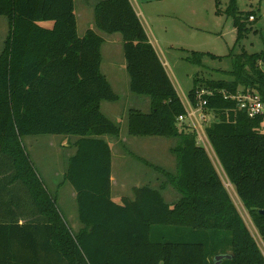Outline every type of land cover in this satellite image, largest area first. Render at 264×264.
Wrapping results in <instances>:
<instances>
[{
	"label": "trees",
	"instance_id": "trees-1",
	"mask_svg": "<svg viewBox=\"0 0 264 264\" xmlns=\"http://www.w3.org/2000/svg\"><path fill=\"white\" fill-rule=\"evenodd\" d=\"M94 11L101 31L123 37L131 91L151 99L149 112L129 110V134L177 138L171 149L177 170L146 162L166 177L161 186H134V198L116 202L113 153L103 136L120 138L121 127L101 103L120 96L101 68L103 36L93 28L79 34L75 0H0V15L9 21L0 54V264H216L219 254H232L220 264H264L196 129L179 122L187 109L131 0H97ZM226 13L239 43L249 16L235 3ZM204 53L188 59L202 64ZM231 74L229 80L197 76L188 97L197 105L198 90L215 91L202 97L204 109L217 116L206 133L264 241V116L250 117L224 93L244 86L264 100V51L234 55ZM48 134L79 136L65 172L84 225L77 233L23 143L25 136ZM168 184L181 195L175 203L165 199Z\"/></svg>",
	"mask_w": 264,
	"mask_h": 264
},
{
	"label": "rangeland",
	"instance_id": "rangeland-1",
	"mask_svg": "<svg viewBox=\"0 0 264 264\" xmlns=\"http://www.w3.org/2000/svg\"><path fill=\"white\" fill-rule=\"evenodd\" d=\"M133 1L155 46L164 60L168 62L167 70L183 99L194 87L197 76L204 80L233 79L231 71L234 69V55L242 52L253 54L264 51V0H220L219 7L223 10L220 14L217 13V0ZM233 3L238 11L249 16L250 29L239 43H236L238 34L233 25V18L226 13L227 8ZM251 15L254 16V19H250ZM8 31L7 18L0 16V52ZM196 51L205 52L202 64L194 63L188 59ZM102 71L106 75L109 74L111 78L114 75L113 71L107 72L106 56L102 63ZM120 72L128 74L125 70ZM241 89H244V86ZM122 97L114 103L105 102L102 111L120 125L121 136H126L128 134V117L124 115V112L128 109L130 102L126 96ZM107 104L117 107L113 115L106 112ZM196 112L199 118L200 111L196 109ZM208 115L205 125H210L217 119L216 114L211 110ZM63 136L65 135L52 134L27 137L29 140L27 151L49 191L57 197L63 218L75 232L81 226V221L78 202L72 191L73 187L68 185L69 187L65 186L58 192L59 187L57 186L61 181V171L64 167L62 160H56L59 154L57 148L62 142H65V139H61ZM148 138L158 141L149 145L138 143L127 148L115 140L113 144V191L116 197L133 196V187L139 184H151L157 188L161 186L166 177L146 162L175 172L177 158L174 153L170 152V147L176 142L178 143L177 138L159 136ZM204 141L206 146L202 142L203 145L213 154L211 145L205 139ZM57 165L59 172L56 170ZM122 171L124 178L120 176ZM225 182L234 194L229 180L227 179ZM122 183H124L123 190ZM164 195L169 202L178 199L171 188L164 189ZM240 210L247 227L262 246V236L248 210L243 207H240Z\"/></svg>",
	"mask_w": 264,
	"mask_h": 264
},
{
	"label": "crops",
	"instance_id": "crops-1",
	"mask_svg": "<svg viewBox=\"0 0 264 264\" xmlns=\"http://www.w3.org/2000/svg\"><path fill=\"white\" fill-rule=\"evenodd\" d=\"M96 1L97 0H90V3H87L86 0H82V1L81 0H75V12H76V16H77L78 32H79V34L81 36H83L85 34V32L87 31V29L93 28L99 34H101L103 36L104 43L102 44V48H101L102 55H103L102 63L104 61V56H106L107 72L110 73V72L113 71L114 75L111 78V77H109V74H107V75L105 73L104 74L109 79V81H110L111 85L113 86V89L115 90V92L120 96L119 99H122L123 98L122 96H126V98H128V100L130 102L128 109L124 112V115H126V117H128V112H129L130 109H136V110H140V111H143V112H149L150 109H151V99H150V97L146 96V95H138V94L133 93L131 91V89H130V80L131 79H130L129 74H126L125 72H123V73L120 72L122 70L123 71L124 70L127 71V61H126V58H125V55H124L123 37H122L121 33H113V34L105 33L103 31H101L95 24L94 4L96 3ZM131 2L133 4V6H134L139 18L141 19L140 14H139V12L137 10V7H136L134 1L131 0ZM0 16H3V15H0ZM7 20H8V18H7ZM141 21H142V19H141ZM142 23H143V21H142ZM40 24L42 26H44V27L52 28L53 25H54V21H42V22H40ZM143 25H144V23H143ZM8 26H9V21H8ZM144 27H145V29L147 31V28H146L145 25H144ZM8 33H9V31H8ZM8 33H7V35H8ZM148 35H149V33H148ZM149 38H150L151 42L153 43L158 55L160 56L164 66H165V68L167 70L168 62H166L164 60L162 54L160 53V51L155 46V44H154L153 40L151 39L150 35H149ZM3 47H4V43H3ZM3 47H2V49H3ZM0 54H1V52H0ZM122 55H124V56H122ZM101 68H102V66H101ZM167 72H168V70H167ZM127 73H128V71H127ZM168 74H169V72H168ZM169 76H170V74H169ZM170 78L172 79L171 76H170ZM172 81H173V79H172ZM173 83H174V81H173ZM174 85L176 87L175 83H174ZM187 95H186V97H187ZM181 99L186 104V98L185 99L181 98ZM105 102L114 103L116 101H102L101 109H102V107H103ZM107 105L108 106H106L107 107L106 108V112L108 114H110V115H113L114 112L117 110V107L113 106L112 104H107ZM187 122H189V121L187 120ZM127 127H128V123H127ZM203 127H207V126H203ZM127 130H128L127 131L128 134H126V136L125 135L124 136L120 135L119 139L117 137L111 136V135H104L103 136V138L110 144L111 149H112V153H113V144H114L115 140H118L119 143L121 142L122 145L126 146L127 148L130 147L131 145H135V144H138V143H143V144L149 145L152 142H157L158 141V140H151L152 138H148V137H153V136H134V135H131V134H129V127L127 128ZM121 133H122V131H121ZM48 135H52V134H48ZM39 136H41V135H39ZM27 137H31V136H25L23 138V143H24L26 148H27V143L29 142V140H27L28 139ZM159 137H163V136H159ZM168 138H174V137H168ZM61 139H65L64 140L65 142H62L58 146L57 149H58L59 154L57 155L56 160H62L63 164H64V167H63V169L61 171V174H62L61 181L57 185L59 187L58 192H60L61 188L65 187V186L69 187L68 185H71L70 182L65 179V172H66L67 167H68L69 158L76 152L75 142H76L77 139H79V136L65 135ZM177 141H178V139H177ZM177 144L178 143L176 142L175 145H172L170 147V152L171 153H173L171 149L174 146H176ZM210 145H211V143H210ZM211 148H212L213 154H212L211 151H209L208 149L207 150H208L213 162L215 163L219 173L221 174V176H222V178H223V180L225 182L227 180V177L225 176L226 177V179H225V177H224L225 174H223L224 173L223 168L221 167V164L219 162L218 156H217L214 148L212 147V145H211ZM177 165H178V162H177ZM177 165H176L175 171L177 170ZM56 170L59 172V166L58 165L56 166ZM146 172H148V171H146ZM120 176H122V178L125 177L124 174H123V171L120 173ZM149 176H150V174H149ZM225 184H226V182H225ZM230 184H231V188H232L234 194L231 192V189H229L230 187H228L227 184H226V186H227V188H228V190H229L234 202L236 203L237 207L239 208V210H240V207H243V208L246 209L243 201L241 200V198L239 197V195H238V193L236 191L235 186L231 182H230ZM145 185H147V184H145ZM169 185L170 184H168V186ZM136 186H144V184L143 185L139 184V185H136ZM152 186L155 187L154 185H152ZM113 187H114V173H113V163H112V197H113V199L116 202L122 203L123 198L125 196H120V198L116 197L115 194H114V191H113ZM121 187H122V190H123L124 183H122ZM168 188H171V189L174 190V192L178 196V199L181 197V195L179 196L180 193H178L174 189V187L172 185L167 187V189ZM72 191H73V193H74V195L76 197L75 189L73 188ZM126 196L130 197V198H134V194H133V196H129V195H126ZM165 199H166V196H165ZM176 201L169 202L167 200V202H169V203H175ZM25 221H26V219H24V218L23 219L22 218L19 219L20 223H23ZM80 224H81V226L79 227V229L77 231H75L76 233L79 232L84 227L82 222H80Z\"/></svg>",
	"mask_w": 264,
	"mask_h": 264
},
{
	"label": "built area",
	"instance_id": "built-area-1",
	"mask_svg": "<svg viewBox=\"0 0 264 264\" xmlns=\"http://www.w3.org/2000/svg\"><path fill=\"white\" fill-rule=\"evenodd\" d=\"M250 19H254V16L251 15ZM224 93L226 94L225 95L226 98L236 100L238 108L246 111L250 117L254 118L256 116H264V100L262 99V96L258 90H256V89H247V90L240 89L236 92H231V93L228 92L227 93L224 91ZM214 94H215V91L213 89L202 88V89L198 90V95H199L200 101L197 103V105H193L191 103L188 95L186 97V104L182 100L183 103L185 104L186 109H187V114L186 115H180L178 118L179 122L180 123L187 122V120H188L189 121L188 123L194 129H196L197 134H198V139L201 142V144H203L205 142L204 139L207 141V143L210 144L209 138L207 136L206 129H205L207 127H203V126H208L205 124H206V117H208L209 115H208V112L203 107L207 101H206V99H202V97L203 96L204 97L205 96H213ZM196 109H198L200 111L199 118L197 117ZM201 134L203 137L201 136ZM204 144L206 146V143H204ZM258 244H259V242H258ZM260 248H261L262 253L264 255V241H263V239H262V246H260Z\"/></svg>",
	"mask_w": 264,
	"mask_h": 264
},
{
	"label": "water",
	"instance_id": "water-1",
	"mask_svg": "<svg viewBox=\"0 0 264 264\" xmlns=\"http://www.w3.org/2000/svg\"><path fill=\"white\" fill-rule=\"evenodd\" d=\"M260 213L264 214V209H261L260 210ZM230 257H232V254H219V255H217L215 257V263L216 264H220L221 261H222V259H224V258H230Z\"/></svg>",
	"mask_w": 264,
	"mask_h": 264
}]
</instances>
